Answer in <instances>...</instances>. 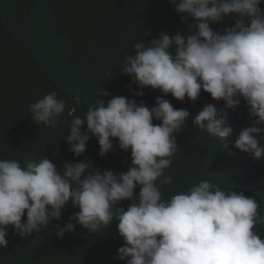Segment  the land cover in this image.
Returning a JSON list of instances; mask_svg holds the SVG:
<instances>
[{
  "label": "clouds",
  "instance_id": "obj_1",
  "mask_svg": "<svg viewBox=\"0 0 264 264\" xmlns=\"http://www.w3.org/2000/svg\"><path fill=\"white\" fill-rule=\"evenodd\" d=\"M262 2L170 0L187 32H160L149 43L141 39L120 69L141 89L134 96H143L146 87L162 93L155 105L149 108L125 96L100 99L83 117L73 116L64 138L75 157L85 153L92 136L101 157L114 150L115 141L121 150L130 151L127 171H101L84 160L66 161L61 172L46 157L26 159L23 166L0 159V247L8 244L9 226L21 237L37 234L52 220L60 221L71 203L79 211L63 227L58 224L55 234L63 238L76 225L98 233L117 222L124 241L117 253L126 264H264V238L254 231L264 218L254 197L226 192L209 180L168 200L160 191L172 182L164 171L172 165L177 134L190 116L165 98L169 94L181 102H195L203 90L233 109L242 98L253 120L240 129L234 147L253 159L264 157ZM225 17L234 21L231 27L222 32L210 27ZM101 94L110 95L103 88L98 90ZM65 107L52 91L30 105L32 120L54 128ZM192 125L218 139L221 149L233 143L228 140L233 129L227 114L218 116L216 104H205ZM124 200L130 201L127 208L118 206Z\"/></svg>",
  "mask_w": 264,
  "mask_h": 264
},
{
  "label": "trees",
  "instance_id": "obj_2",
  "mask_svg": "<svg viewBox=\"0 0 264 264\" xmlns=\"http://www.w3.org/2000/svg\"><path fill=\"white\" fill-rule=\"evenodd\" d=\"M260 7L264 11V2ZM233 24L232 18L225 17L210 27L222 32ZM180 31L187 32L186 23L170 0H0V159L16 160L23 166L26 159L46 157L61 172L66 161L86 160L101 171L126 172L130 151L121 150L115 141L114 150L101 157L92 136L85 153L75 157L64 138L73 116L83 117L100 99L107 102L112 96H125L154 106L162 93L146 87L143 96H134L141 89L121 72L125 58L134 54V44L141 39L149 43L160 32L175 35ZM100 88L110 95L99 96ZM52 91L66 104L54 128L37 124L30 111L31 104ZM165 98L175 108L187 109L190 116L177 134L172 165L164 171L172 182L161 186L162 198L168 200L209 180L226 192L232 189L254 197L264 218V157L253 159L234 147L240 129L253 120L244 100L233 109L203 90L195 102L187 98L181 102L171 94ZM208 103L216 104L218 116L227 114L233 129L228 137L233 143L227 149L192 125L194 115ZM129 203L124 200L118 206L127 208ZM77 211L69 203L60 221L52 220L48 228L25 237L13 234L9 226L8 244L0 247V264H126L117 253L124 243L117 222L98 233L76 225L63 238L55 234L57 225L63 227ZM254 231L264 238V223L255 225Z\"/></svg>",
  "mask_w": 264,
  "mask_h": 264
}]
</instances>
